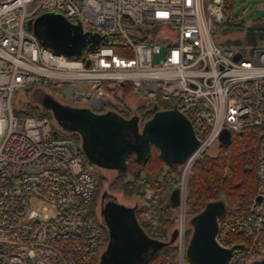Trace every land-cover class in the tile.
<instances>
[{"label": "built area", "instance_id": "built-area-1", "mask_svg": "<svg viewBox=\"0 0 264 264\" xmlns=\"http://www.w3.org/2000/svg\"><path fill=\"white\" fill-rule=\"evenodd\" d=\"M225 1L0 0V264H95L106 246L92 205L95 179L76 141L53 135L44 118L15 114L18 91L45 85L65 101L90 93L94 112L119 107L125 84L146 107L172 102L199 141L183 164L182 217L185 180L223 131L261 129V201L223 216L216 240L235 246L228 264L264 259V43L242 49L216 41ZM49 12L98 42L73 57L42 45L27 22ZM176 245L179 264H188L183 220Z\"/></svg>", "mask_w": 264, "mask_h": 264}, {"label": "water", "instance_id": "water-1", "mask_svg": "<svg viewBox=\"0 0 264 264\" xmlns=\"http://www.w3.org/2000/svg\"><path fill=\"white\" fill-rule=\"evenodd\" d=\"M27 29L36 35L42 45L68 57L80 56L88 42H98L97 35L71 24L58 13L49 12L29 20ZM55 109L59 123L81 136L90 163L100 167L125 170L131 154L145 163L152 145L167 163L183 165L199 144L190 120L177 109L155 111L141 130L139 119L135 116L126 118L114 111L97 113L69 105ZM52 134L56 136L59 132L54 130ZM230 138L231 133L223 131L219 141L225 144ZM170 201L174 206H180V187L171 192ZM260 201L261 197L257 196L253 206ZM224 213L222 202L208 203L190 220L192 233L186 257L191 264L229 263L235 246L224 248L216 240L219 217ZM102 215L109 236L103 259L109 264H148L160 243L145 233L133 207L111 200L102 208ZM254 263L264 264V259Z\"/></svg>", "mask_w": 264, "mask_h": 264}, {"label": "trees", "instance_id": "trees-1", "mask_svg": "<svg viewBox=\"0 0 264 264\" xmlns=\"http://www.w3.org/2000/svg\"><path fill=\"white\" fill-rule=\"evenodd\" d=\"M232 5L233 0H226L224 10L226 12L227 10L230 11ZM231 31L242 33L245 42L249 46L264 43V21L245 27L243 23L232 24L226 19L225 24L215 34L216 41L226 45H239L240 42L235 44L236 42H222L217 39L221 34ZM36 88L30 87L18 91L17 94L29 96L28 93L35 91ZM40 88L43 92V99L34 95L31 99H27L24 108H18L16 104L15 114L58 121L55 108L67 106L69 105L68 102L56 100L54 98L55 94L49 92V87ZM122 90V107H115L113 111L127 118L130 115L125 114V111L128 110L126 102L132 89L128 84H125ZM171 107L172 102L170 101H156L149 107L143 104L142 107L131 109V113H137L138 115L140 113L144 120L150 119L155 111L168 110ZM103 110L108 111L102 108L100 113ZM57 127L59 126L56 125L55 130L60 134L69 136L76 141L84 166L94 176L95 192L92 205L96 207L98 193L105 180L103 176L98 175L94 168L100 166L90 163L85 154L82 138L77 132L61 133ZM261 137V129L259 128H248L241 133L231 134V138L227 143L224 144L219 141L215 145L216 149L213 155L204 154L192 166L187 179L186 192V214L190 217V229H192L190 220L202 212L208 203L222 202L225 207L223 216H227L235 210L244 209L254 203L255 198L258 196L257 156ZM182 168L183 165L167 163L156 146L152 145L147 161L144 163L137 160L135 155L129 157L127 169L117 171L118 178L112 185L113 189H121L128 196L134 195L138 199L132 206L138 222L152 240L160 243V247L153 252L148 264H177L176 222L179 206H174L171 203L170 194L176 187H179ZM106 194L108 193H103V196ZM223 216L219 217V221ZM101 221L103 220L101 219ZM104 239L107 246L109 236L105 225ZM186 262L191 264L187 258Z\"/></svg>", "mask_w": 264, "mask_h": 264}, {"label": "rangeland", "instance_id": "rangeland-1", "mask_svg": "<svg viewBox=\"0 0 264 264\" xmlns=\"http://www.w3.org/2000/svg\"><path fill=\"white\" fill-rule=\"evenodd\" d=\"M37 2H33L29 5V10L33 9L35 7ZM225 12V17L226 19L229 20L230 23L232 24H239V23H243L245 27H248L250 25H253L257 22H262L264 21V0H233V5L231 10H227L224 11ZM217 39H219L222 42H226V41H230V42H236L235 44L238 43L239 46L242 49H247L249 47V45H247V43L244 40L243 34L238 32V31H231L229 33H223L221 34V36H219ZM160 59V57L155 58V61H158ZM47 85L43 86L46 87ZM77 88L82 89L83 91H86L87 87H85V84H76L75 85ZM45 89V88H42ZM46 90V89H45ZM40 91V93H38ZM29 96L24 95L22 96L21 94L18 95L17 93L15 94V100H14V108L16 107V104L18 105V108H24L25 107V103L27 102V99H31L32 96H40V99H43V92L41 91L40 87H37L35 91H31L28 93ZM56 98V100L65 101V98L55 92L54 95ZM90 96V93H88L83 99L81 100H75V101H68V104L73 106V107H80V108H87L90 109L91 104L89 102V100L87 99ZM46 98V95H45ZM144 99L141 96H130L127 99L126 102V106L128 107V110L125 111L126 115H130L129 117L133 116L135 113H131V109H137L139 106L142 107ZM120 103V101L118 102ZM119 107L121 108V103L119 104ZM123 109V108H122ZM91 110V109H90ZM109 111H113V109H110L108 111L103 110L101 113H106ZM139 111V109H138ZM97 113H100L97 112ZM140 115V113H139ZM140 117L143 120V117L140 115ZM47 121L51 124V127L53 130H55L56 125H58L59 130L61 131V133H68V129L67 126H65V124L63 125L62 123H59L57 120L52 119L50 120L49 118L47 119ZM63 125V126H62ZM215 149L216 146L213 147L211 150H209L207 152V154L213 155L215 153ZM82 159V158H81ZM96 172L98 173V175L103 176L104 177V182L102 184V188L100 189L99 193H98V199H97V208L99 211V205L101 204V201L103 199V193H108L110 195H112L113 197H115L116 201L130 206L132 207L137 201L138 199L132 195V196H128L127 194H125V192L121 189H113L112 185L115 182V180L118 178V173L116 170L112 169V168H108V167H94ZM189 175V174H188ZM127 178V177H126ZM187 179L188 176L185 180L184 183V198H183V203H184V209H185V217H182L181 214V209L179 207V211H178V219L176 222V227L178 228L182 222V220L185 223V227H186V240H187V245L192 233V229H190L189 227V216H187L186 214V192H187ZM180 187H183V168H182V173H181V178H180ZM176 254H177V264H179L178 262V258H179V254H178V247L176 245Z\"/></svg>", "mask_w": 264, "mask_h": 264}, {"label": "flooded vegetation", "instance_id": "flooded-vegetation-1", "mask_svg": "<svg viewBox=\"0 0 264 264\" xmlns=\"http://www.w3.org/2000/svg\"><path fill=\"white\" fill-rule=\"evenodd\" d=\"M132 117V116H131ZM131 117H127V118H131ZM135 117H139L138 119H139V123H140V130H141V128H142V126H143V124H144V122L145 121H147L148 119H144V120H142V118L137 114V113H135ZM152 148V147H151ZM133 154H131L129 157H131ZM129 157H128V159H129ZM128 159H127V161H128ZM112 169H114V170H116V171H120V170H122V169H118V168H116V167H113ZM180 187V186H179ZM111 200H116L115 199V197H113L112 195H110V194H106V195H104L103 196V199H102V201H101V204L99 205V214H100V217H101V219L103 220L102 222H103V224L107 227V225H106V223H105V221H104V219H103V215H102V208L105 206V204L108 202V201H111ZM180 207V206H179ZM106 249H107V246H105V248H104V250L102 251V253L100 254V256L98 257V259L96 260V262H95V264H109V262L105 259H103V254H104V252L106 251ZM250 264H258V263H254V262H252V263H250Z\"/></svg>", "mask_w": 264, "mask_h": 264}]
</instances>
